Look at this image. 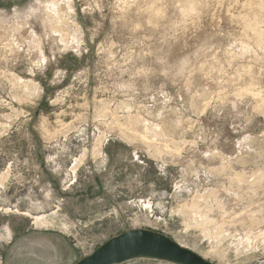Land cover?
Masks as SVG:
<instances>
[{"label":"rangeland","instance_id":"374dc122","mask_svg":"<svg viewBox=\"0 0 264 264\" xmlns=\"http://www.w3.org/2000/svg\"><path fill=\"white\" fill-rule=\"evenodd\" d=\"M54 1L0 0V264L140 228L264 264L189 208L264 204V0Z\"/></svg>","mask_w":264,"mask_h":264},{"label":"water","instance_id":"95a60500","mask_svg":"<svg viewBox=\"0 0 264 264\" xmlns=\"http://www.w3.org/2000/svg\"><path fill=\"white\" fill-rule=\"evenodd\" d=\"M136 259L173 264H217L171 236L145 228L127 230L113 236L73 264H124Z\"/></svg>","mask_w":264,"mask_h":264},{"label":"bare ground","instance_id":"6f19581e","mask_svg":"<svg viewBox=\"0 0 264 264\" xmlns=\"http://www.w3.org/2000/svg\"><path fill=\"white\" fill-rule=\"evenodd\" d=\"M50 5L52 4L50 3ZM59 13L60 12H58V14ZM59 21L60 20H58V24L60 23ZM96 148L97 147H95V149ZM160 152L161 151L159 150L156 151L158 155ZM236 177L240 179V174H237ZM200 199H202V197ZM189 208L191 209L192 212L202 216L203 221H205V223L215 222L217 224V228L219 231H227L230 233H234L238 230V226H242L243 229L245 230V238L242 240H245L247 243L253 242L255 244L264 242V204H260L259 206H256L254 209L250 210L249 212L236 213L232 211L233 210L232 206H228V204H224L218 201V206L216 208L211 207L206 211H204V209L199 204L198 200L194 199L189 205ZM258 237L260 238L258 239Z\"/></svg>","mask_w":264,"mask_h":264}]
</instances>
